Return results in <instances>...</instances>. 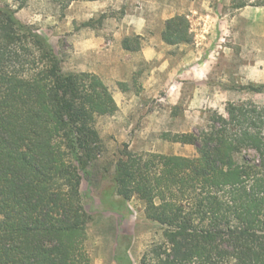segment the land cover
Masks as SVG:
<instances>
[{
	"label": "trees",
	"instance_id": "16d2710c",
	"mask_svg": "<svg viewBox=\"0 0 264 264\" xmlns=\"http://www.w3.org/2000/svg\"><path fill=\"white\" fill-rule=\"evenodd\" d=\"M29 1L0 4V264H92V216L81 185L96 158L95 115L117 107L96 75L65 73L48 39L18 18ZM231 3L235 10L264 6ZM189 28L185 15L174 16L162 38L189 43ZM139 47L123 41L128 51ZM263 111L231 103L226 118L217 115L200 133L163 135L194 145V157L122 150L117 195L141 201L145 216L162 226L140 264H264ZM120 246L116 263L131 264Z\"/></svg>",
	"mask_w": 264,
	"mask_h": 264
},
{
	"label": "rangeland",
	"instance_id": "374dc122",
	"mask_svg": "<svg viewBox=\"0 0 264 264\" xmlns=\"http://www.w3.org/2000/svg\"><path fill=\"white\" fill-rule=\"evenodd\" d=\"M219 2L203 7L202 0H167L152 9L138 0H77L67 6L66 0H30L17 12L53 45L65 73L96 75L116 103L113 113L95 115L96 158L81 185L92 216L86 242L92 264H117L118 243L119 255L127 248L131 264H140L148 246L162 238V226L145 216L141 201L126 202L116 193L115 164L123 149L194 157V145L163 135L200 133L217 115L226 118L231 103L264 108V91L248 88L264 85V9L235 10L231 2ZM174 10L187 17L192 39L159 46L156 34ZM128 12L132 19L146 15L156 33L133 32V22L125 21ZM126 38L140 49H124ZM149 38L157 54L146 59L140 52Z\"/></svg>",
	"mask_w": 264,
	"mask_h": 264
},
{
	"label": "crops",
	"instance_id": "0c3cea01",
	"mask_svg": "<svg viewBox=\"0 0 264 264\" xmlns=\"http://www.w3.org/2000/svg\"><path fill=\"white\" fill-rule=\"evenodd\" d=\"M105 1V0H104ZM139 2H144V5L148 8H155L156 6H164V4L166 5L167 4V0H138ZM220 0H202V6L203 7H210L212 3H217L219 5L222 4V2H219ZM227 3H230L232 2L231 0H226ZM246 8H252V9H255L257 11H259L260 9L263 10L264 9V6H245L241 9H238V10H242V9H246ZM177 14H180V13H177L175 10L167 17H164V21L162 22L161 26H162V30L160 32L161 35H157L156 34V42H158L157 44L159 46L161 45H166V43L164 42L163 38H162V32H163V28L165 27L164 23L166 22L167 19H169L170 17H173ZM132 13L131 12H128L127 15H126V22H129V18H130V22H133V32H135L136 34H139V35H145L147 34L148 37L149 36H152L153 33H156L154 31V28H153V22L152 21H149L146 17V15H143V16H140V17H137V16H134L133 19L131 17ZM129 22V23H130ZM150 39V40H149ZM147 39V41L145 42L144 46L142 47V50H141V56H144L146 59H150L154 56H156L157 54V50H156V47H155V43L154 41H152L153 39L152 38H149Z\"/></svg>",
	"mask_w": 264,
	"mask_h": 264
}]
</instances>
